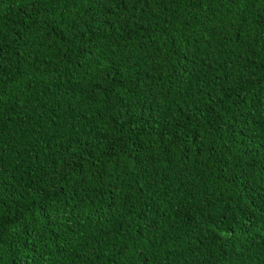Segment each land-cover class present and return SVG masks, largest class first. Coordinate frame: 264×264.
<instances>
[{
    "label": "trees",
    "instance_id": "16d2710c",
    "mask_svg": "<svg viewBox=\"0 0 264 264\" xmlns=\"http://www.w3.org/2000/svg\"><path fill=\"white\" fill-rule=\"evenodd\" d=\"M0 264H264V0H0Z\"/></svg>",
    "mask_w": 264,
    "mask_h": 264
}]
</instances>
